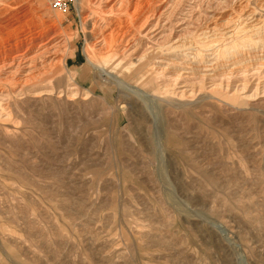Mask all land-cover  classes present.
I'll return each mask as SVG.
<instances>
[{
	"label": "rangeland",
	"instance_id": "obj_1",
	"mask_svg": "<svg viewBox=\"0 0 264 264\" xmlns=\"http://www.w3.org/2000/svg\"><path fill=\"white\" fill-rule=\"evenodd\" d=\"M98 2L63 15L0 0V19L18 10L54 30L58 56L0 94V264H264V0H174L138 56L216 22L230 51L207 40L204 60L251 76L221 93L223 76L193 77L154 99L95 65Z\"/></svg>",
	"mask_w": 264,
	"mask_h": 264
},
{
	"label": "bare ground",
	"instance_id": "obj_2",
	"mask_svg": "<svg viewBox=\"0 0 264 264\" xmlns=\"http://www.w3.org/2000/svg\"><path fill=\"white\" fill-rule=\"evenodd\" d=\"M98 3H100L102 11L100 12L101 17L95 18L93 23V29L99 41L95 65L105 74L107 73L122 85L127 86L130 92L143 99L148 94L154 99L155 95L160 94L164 89L172 88L173 90L176 85L194 80L193 77H199L202 80L208 78L218 80L223 76L220 86L214 90L221 93V90H224V84L228 85L238 79L246 82L251 76H248L249 73L239 75L238 71L229 69L217 74L215 60H204L206 57L204 54L210 50H207L208 44L214 47L211 52L219 51L224 47L225 49L219 52L220 56L230 51L228 50L230 47H227L231 44L225 43L229 39L232 40L233 34L228 31L227 25L225 27L216 22H210L206 24L202 32L197 30L189 37L184 36L185 38L183 37L181 40L178 37L179 39L175 41L171 37L172 34H169L158 48L155 49L153 46L138 56L139 48L147 46L148 42L153 41L165 30L166 26L162 25V19H165L168 24L171 22L170 20L175 14V8L172 7L174 0H99ZM10 16L7 20L4 17L0 19L1 95L21 91L36 78L38 70L40 73V71L53 68L52 65H46V67L43 65L42 68H39L38 63L41 60H43L41 64H45L46 58L53 55L58 60L56 46L53 48L54 44L46 41L54 30H40L36 27L33 29L31 21H24L26 15H20L18 10L11 13ZM198 40H203V42ZM207 40H210V43L207 44ZM220 40L221 42H219ZM220 43H224V45H219ZM197 44L198 47H196ZM35 47L37 49L31 56L30 52ZM191 55H194L193 58L196 60L194 63L192 62L193 64L191 63L192 59L190 60ZM206 68H209L210 71H202ZM249 71L251 72V70ZM23 73L28 74L24 76ZM6 84H11V88L5 91L3 89ZM246 88L247 86L244 84L242 90ZM194 92L195 89H190L191 94H187L191 98L194 97ZM181 95L186 97V93ZM148 111L154 116L150 107H148Z\"/></svg>",
	"mask_w": 264,
	"mask_h": 264
},
{
	"label": "built area",
	"instance_id": "obj_3",
	"mask_svg": "<svg viewBox=\"0 0 264 264\" xmlns=\"http://www.w3.org/2000/svg\"><path fill=\"white\" fill-rule=\"evenodd\" d=\"M78 0H46L49 7L63 15L68 14L73 8Z\"/></svg>",
	"mask_w": 264,
	"mask_h": 264
}]
</instances>
